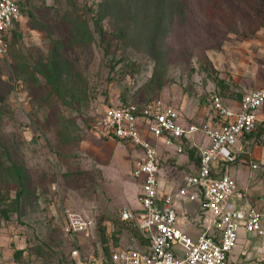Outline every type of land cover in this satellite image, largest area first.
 Instances as JSON below:
<instances>
[{"label": "rangeland", "instance_id": "obj_1", "mask_svg": "<svg viewBox=\"0 0 264 264\" xmlns=\"http://www.w3.org/2000/svg\"><path fill=\"white\" fill-rule=\"evenodd\" d=\"M19 1L25 11L0 57V261L74 264V251L83 258L144 249L120 219L124 209H141L135 154L103 137L100 113L159 97L198 124L210 117L212 95L234 101L264 86L256 50H219L264 27V0ZM76 25L87 27L88 44L75 42ZM190 149L180 156L160 148L164 188L176 189L195 169ZM233 151L235 161L217 170L264 214V118ZM68 208L93 218L92 237L65 231ZM197 208L177 200V225L192 235ZM261 240L242 248L236 264H264Z\"/></svg>", "mask_w": 264, "mask_h": 264}, {"label": "built area", "instance_id": "obj_2", "mask_svg": "<svg viewBox=\"0 0 264 264\" xmlns=\"http://www.w3.org/2000/svg\"><path fill=\"white\" fill-rule=\"evenodd\" d=\"M19 5L18 0H0V57L7 56V37L22 18ZM209 101L210 117L198 124L185 122L173 105L159 97L142 104L103 108L100 132L127 143L135 154L131 176L141 209H124L120 219L138 230L146 247L114 248L107 254L83 258L74 251V264H230L240 229L264 239L262 214L254 205L234 200L232 197L246 199L245 193L233 176L217 170L221 162L236 158V142L256 128L257 114L264 105V86L243 94L234 108L218 94ZM185 142L197 150L198 164L176 189L164 188L159 150L163 147L180 154ZM178 198L198 205V217L189 227L193 235L177 225ZM64 213L67 233L92 237V217L71 208Z\"/></svg>", "mask_w": 264, "mask_h": 264}, {"label": "crops", "instance_id": "obj_3", "mask_svg": "<svg viewBox=\"0 0 264 264\" xmlns=\"http://www.w3.org/2000/svg\"><path fill=\"white\" fill-rule=\"evenodd\" d=\"M235 49L236 50H256L257 53H255V54L259 53L261 55V58H264V27L258 29L256 32L251 34L249 37H245L244 39H242V41H238L237 43L236 42L235 43L229 42L228 44L226 43L219 50H235ZM257 64H259V66L264 69V60H263V62L261 64H260V62H258ZM259 86H262V85H259ZM259 86H257V84H255L252 89L257 88ZM228 101H229V105L233 106V108L237 106L236 103L238 102V100L237 101L236 100H234V101L233 100H228ZM260 111L261 110H259V112L257 114L258 115V123H260V121L264 118V109L262 110L263 112H260ZM257 126H258V124H257ZM102 135L107 140L116 141L114 138H112L110 136H107V135H105L103 133H102ZM195 137H196L195 139L199 140L198 136H195ZM184 153L185 152L179 154V153L175 152V154H178L180 156H182V154H184ZM260 201L262 202V203H260V205L261 204L263 205L264 198H260ZM237 202H239L241 204L250 203L247 198L246 199H237ZM261 214H262L261 222H262V225L264 227V221H263L264 214L263 213H261ZM240 230H242V229H240ZM242 231L243 232L240 234V239H241V241L242 240L243 241L239 245H237L236 248L233 249V251L231 252V254L229 256L230 257V262H231L230 264H236L237 263L238 257H239V253L242 250V248H244V247L247 248L250 244H252V241L254 242L255 239H260V238H257L255 236L247 234L244 230H242ZM261 246H262V249H260V253L262 255H261L260 259H263L264 258V254H263L264 253V251H263L264 250V239L261 240ZM253 248H255V247H253Z\"/></svg>", "mask_w": 264, "mask_h": 264}, {"label": "trees", "instance_id": "obj_4", "mask_svg": "<svg viewBox=\"0 0 264 264\" xmlns=\"http://www.w3.org/2000/svg\"><path fill=\"white\" fill-rule=\"evenodd\" d=\"M18 3L20 4L19 6H20V9H21V12H22V14H23V12L25 11L24 10V8H23V4H21V2L18 0ZM161 18L159 19V20H162V16H160ZM17 26H19L18 25V22L15 24V28L12 30V32H11V36L12 35H15L16 33H15V29L17 28ZM77 27V31L75 32L76 34H78V36H77V38H76V40H75V42L77 43V44H82V45H84V44H88L90 41H91V39H90V35H89V31H88V29H87V27H79L78 25H76ZM262 26H264V23L262 24ZM79 28H80V30H79ZM75 34V35H76ZM156 40H157V38H156V35L153 33V39L151 40V43H152V45L150 44V47L151 48H154L155 47V45H156ZM54 62H55V68H54V70L55 69H58V63H57V60H56V58H55V60H54ZM51 67H52V65H51ZM56 74L57 75H61V72H59L58 70H57V72H56ZM241 98V97H240ZM240 98L239 99H237V100H240ZM154 99H156V98H153V99H151L150 101H147V102H151V101H153ZM236 100V101H237ZM119 103H122V104H127V103H129V102H123V101H121V102H119ZM256 129V128H255ZM255 129L254 130H252L250 133H248V134H246L245 136H244V139L247 137V136H249L250 134H252L254 131H255ZM188 142H185V144H184V146H185V151L184 152H188V150H191L190 148H188ZM194 149V148H193ZM195 151V167L197 166V164H198V160H199V156H198V152H197V150L195 149L194 150ZM193 156V157H194ZM235 161V159L234 160H232V161H229L228 163H232V162H234ZM136 232L134 233L135 234V236H137V237H141L142 238V236L140 235V233H138V230L137 229H134ZM143 239V238H142ZM145 241V240H144ZM145 243H146V241H145Z\"/></svg>", "mask_w": 264, "mask_h": 264}]
</instances>
